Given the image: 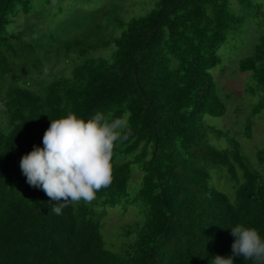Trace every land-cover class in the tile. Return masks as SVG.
<instances>
[{"label":"trees","instance_id":"trees-1","mask_svg":"<svg viewBox=\"0 0 264 264\" xmlns=\"http://www.w3.org/2000/svg\"><path fill=\"white\" fill-rule=\"evenodd\" d=\"M263 7L256 0H155L145 14L116 20L120 36L106 37L98 36L99 9L90 35L54 44L37 28L11 33V18L37 19V12L27 0H0V264H212L216 255L254 264L233 255L231 228L253 227L264 238V174L232 131L205 117L225 115L231 98L217 94L211 73L222 63L219 48L246 21L264 23ZM107 47L108 57L92 55ZM59 57L68 66L57 74ZM237 70L249 73L244 92L257 98L242 130L251 139L264 112V30ZM70 111L85 120L111 111L131 135L113 150L111 184L91 204L56 214V202L27 183L20 161L43 147L51 119ZM257 159L264 164V149ZM213 170L231 184L232 198L212 183ZM118 207L123 214L134 208L136 220L119 227L121 241L108 247L104 218Z\"/></svg>","mask_w":264,"mask_h":264},{"label":"rangeland","instance_id":"rangeland-1","mask_svg":"<svg viewBox=\"0 0 264 264\" xmlns=\"http://www.w3.org/2000/svg\"><path fill=\"white\" fill-rule=\"evenodd\" d=\"M31 5V10L37 12V19L22 14L20 17L11 18L8 29L11 33L23 31L24 27L40 29L44 32L43 38H54L55 43L63 39L74 38L78 34H91L94 26L93 12L102 10L99 13L96 24L103 26L98 32V36L106 37L120 36L122 28L116 20H128L133 16L143 15L154 6L155 0H27ZM46 1H49L47 3ZM263 3L264 0H256ZM264 9V7H263ZM32 12V13H33ZM29 23L28 25H26ZM246 27V31L244 28ZM244 28L236 35L229 36L227 42L219 48V55L222 63L211 70L217 83V94L223 99L226 95L231 98L225 100L226 113L222 117L206 116L209 124L218 129H228L242 145V152L254 168L264 174V164L258 165L257 151L264 149V112H261L254 118L253 133L251 139H245L242 136V130L249 113V108L257 102V98L248 97L244 92L245 87L250 83L249 73H239L237 70L238 61L241 57L248 54L253 44L257 41L258 35L264 30L262 21H246ZM33 33V32H32ZM30 34V39H35V34ZM35 33V32H34ZM97 36V37H98ZM42 37L40 39H42ZM93 38V37H92ZM111 53V47L99 48L92 53L94 56L108 57ZM55 52L51 53L54 58ZM72 57L75 55L71 54ZM53 61V60H52ZM68 63L59 57L57 68L54 73L63 71ZM210 142L218 147H225L226 140L210 137ZM138 172H134L133 182L137 181ZM212 183L221 191L229 194L232 198L234 191L231 184L225 177H219L216 170L212 171ZM136 220V210L132 208L128 213L123 214L120 207L109 209L104 218L103 237L106 245H117L122 238L116 237L120 230L119 227L132 224Z\"/></svg>","mask_w":264,"mask_h":264},{"label":"clouds","instance_id":"clouds-1","mask_svg":"<svg viewBox=\"0 0 264 264\" xmlns=\"http://www.w3.org/2000/svg\"><path fill=\"white\" fill-rule=\"evenodd\" d=\"M130 135L126 120L111 111H97L88 120L70 111L51 119L43 147L34 146L22 156L20 168L30 186L42 189L56 202L51 210L61 214L69 204H91L97 192L111 184L113 150ZM231 229L236 238L233 255L264 264V238L259 231L243 224ZM212 264H233V259L216 255Z\"/></svg>","mask_w":264,"mask_h":264}]
</instances>
